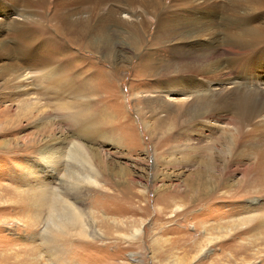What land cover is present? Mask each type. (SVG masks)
<instances>
[{"label":"rangeland","instance_id":"obj_1","mask_svg":"<svg viewBox=\"0 0 264 264\" xmlns=\"http://www.w3.org/2000/svg\"><path fill=\"white\" fill-rule=\"evenodd\" d=\"M234 81L257 112L264 0H0V264H264V188L242 140L264 123L245 120L233 151L230 114L186 116ZM63 103L88 108L95 133L65 123ZM45 144L80 146L97 187L72 191L69 158L43 172ZM40 178L91 238L43 245L26 193Z\"/></svg>","mask_w":264,"mask_h":264},{"label":"bare ground","instance_id":"obj_2","mask_svg":"<svg viewBox=\"0 0 264 264\" xmlns=\"http://www.w3.org/2000/svg\"><path fill=\"white\" fill-rule=\"evenodd\" d=\"M236 85L237 83L235 81L229 84L215 85L214 87L212 88L210 87L209 89H207L206 94L199 95L198 97L195 96V98L193 97L194 98V102L192 101L193 104L190 107L189 105L191 103L187 106L190 108L191 112H189L186 115V116L189 115L188 116L189 118L190 117L193 118L195 115L198 114L203 118L214 115L218 119H223L226 118L227 115L229 116L230 114V119L236 122V123L232 122L233 127L230 132V138L228 139V144L230 145L233 144V151H235L237 143L240 141L239 137L245 125V120L253 121L255 120V118H257L260 119V121L258 120L259 123L261 121L262 123H264L263 122L264 121V101H263L264 86L259 87L261 90H256L257 92L253 93L255 96H257V99L254 103L255 105L254 108L256 107L257 112L255 111L248 115V114H244L241 111V107H239L238 105V103H240L238 100V95H235L233 92V89L234 88L236 89L235 87ZM243 99L246 100V96H244L242 100ZM75 109L76 107L74 106V103L73 104L63 103L57 107V110L59 111L68 112V114L63 116L64 122L67 123L71 128L75 127L77 133L84 132L86 136L95 133L94 131L96 129L92 123L95 122L96 118L92 117L90 110L88 108H82L81 110H75ZM192 113L193 114L196 113V114L192 116ZM257 125L256 126L253 125V128H255L254 130L256 131L258 129ZM260 128L258 130H260ZM242 140H243V144L250 143L254 146L252 152L257 157L256 161H254L255 165L251 166V168L245 169L246 174L250 172L252 174H255L256 176L255 180L253 181V184L251 183L252 184L251 186H253V188L252 187L251 188L255 190V193L263 192L262 189H258V188H264V131L261 130L259 133L257 132L252 136L245 138V140L244 139ZM55 145H58V143L53 144V146ZM53 146L45 144L42 147H38L36 150L39 157V161H43L45 163L44 166H42L43 172L46 171L49 163L53 166L54 169L56 166H61L63 163H65L66 158H69L72 160V163L68 164V170L59 169L58 172L61 173L62 171H64V174L62 175H64L67 180L72 181V187H71L72 191L76 192V195H78L77 193L79 192L81 193L84 190H94L98 185L97 182L98 174L93 169H91V167H89L91 159L89 160L88 156H86L83 149L80 146L76 145L73 149H71L68 152L66 150V147H64V145L59 149L54 148ZM77 163L82 165L80 166L81 168L77 166L78 165ZM27 177L29 179V182H31L32 177H30L29 174ZM40 180L41 178L38 180V184H36L37 186H35V188L28 189L26 193L30 191L27 194V196L30 199L31 206L32 207H34V205L39 206L40 212L44 213V217L41 221L37 219L39 226L42 225V231L40 234V236L42 237L40 238L41 240H43V245L45 246L49 245V247L54 250L56 249L57 247L56 245H58L59 241H62L67 238L69 239L73 237H79L83 239L91 238L93 235L91 232H89L88 222L84 218L83 213L75 209L69 203V201L65 199L64 195L59 193H50L47 182L45 184V181L42 180L40 181ZM245 220L246 219L242 218L240 222ZM255 220H257V222L260 223L262 227H264V212L261 215L255 217ZM51 252L53 251L51 250Z\"/></svg>","mask_w":264,"mask_h":264}]
</instances>
